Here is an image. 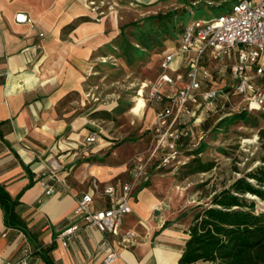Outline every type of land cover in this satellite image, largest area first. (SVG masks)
I'll use <instances>...</instances> for the list:
<instances>
[{
    "label": "crops",
    "instance_id": "1",
    "mask_svg": "<svg viewBox=\"0 0 264 264\" xmlns=\"http://www.w3.org/2000/svg\"><path fill=\"white\" fill-rule=\"evenodd\" d=\"M87 8V0H0V186L18 203L15 212L26 230L7 227L0 206V264L18 263L26 244L36 252L52 243L55 264H103L112 252L118 254L113 264H178L188 234L171 226L155 184L136 191L119 236L87 228L73 216L93 181L104 189L129 182L133 172L124 159L97 163L103 146L87 142L93 133L83 82L104 44L101 25L75 24L88 16ZM179 62L176 57L172 70ZM73 94L76 100L68 99ZM143 112L134 119L153 130L155 105L146 100ZM53 158L63 164L54 179L44 169ZM109 206L106 196L95 195L96 209ZM74 225L78 230L64 247L59 236ZM127 232L133 234L128 243ZM29 264L45 263L36 252Z\"/></svg>",
    "mask_w": 264,
    "mask_h": 264
},
{
    "label": "rangeland",
    "instance_id": "2",
    "mask_svg": "<svg viewBox=\"0 0 264 264\" xmlns=\"http://www.w3.org/2000/svg\"><path fill=\"white\" fill-rule=\"evenodd\" d=\"M233 1L219 0L216 4L222 7H208L202 0H87L88 16L75 22L103 27L104 44L91 58L82 93L89 131L103 146L97 163L124 159L130 171L145 163L149 177L145 185H156L171 226L180 234L187 232L194 207L209 203L215 193L264 165V110L248 112L239 121L233 118L243 111L229 110L208 117L201 125L182 126L177 147L180 164L158 168L161 161L154 155V132L144 120L133 117L144 114L150 87L160 75L161 56L174 47L170 40L164 41L168 36L151 18L174 11L182 17L187 13L218 16ZM183 22L175 16V29ZM68 99L76 100V96ZM58 162L57 174H61L63 164Z\"/></svg>",
    "mask_w": 264,
    "mask_h": 264
},
{
    "label": "built area",
    "instance_id": "3",
    "mask_svg": "<svg viewBox=\"0 0 264 264\" xmlns=\"http://www.w3.org/2000/svg\"><path fill=\"white\" fill-rule=\"evenodd\" d=\"M176 57L180 59L179 67L172 70ZM160 69L148 100L156 107L154 155L160 156L158 168H167L180 164L177 147L182 126L201 125L208 117L229 110L249 113L264 110V0H237L222 15L192 22L179 45L164 54ZM165 85L170 89L163 91ZM96 141V134L87 139L89 144ZM44 169L54 179L61 165L52 159ZM133 172L129 182L104 189L93 181L92 192L77 201L73 216L80 217L87 228L119 236L124 218L133 212L136 191L149 180L145 163ZM46 193H52L49 186ZM97 194L109 199L108 208L96 209ZM77 230L78 226L74 225L60 234L64 247H68ZM132 237L127 232L123 242H130ZM36 252L26 244L16 264H29ZM117 257L112 252L103 264H113Z\"/></svg>",
    "mask_w": 264,
    "mask_h": 264
},
{
    "label": "trees",
    "instance_id": "4",
    "mask_svg": "<svg viewBox=\"0 0 264 264\" xmlns=\"http://www.w3.org/2000/svg\"><path fill=\"white\" fill-rule=\"evenodd\" d=\"M202 1L208 7L223 6L216 4L219 0ZM236 2L234 0L233 4ZM203 15L198 13L192 17L187 13V17H182L178 11H174L152 17L151 20L165 31L168 38L164 41L170 40L174 46H178L187 26L204 19ZM175 16L184 21L179 29H175ZM247 113L244 111L233 119L245 120ZM259 202L264 204V165L215 193L209 203L191 210L188 239L178 264H264V205ZM17 205L0 186V206L5 224L26 231L15 212ZM54 248L55 243H52L38 251L45 264H55L50 257Z\"/></svg>",
    "mask_w": 264,
    "mask_h": 264
},
{
    "label": "water",
    "instance_id": "5",
    "mask_svg": "<svg viewBox=\"0 0 264 264\" xmlns=\"http://www.w3.org/2000/svg\"><path fill=\"white\" fill-rule=\"evenodd\" d=\"M155 216H159V211L158 210L155 211Z\"/></svg>",
    "mask_w": 264,
    "mask_h": 264
}]
</instances>
